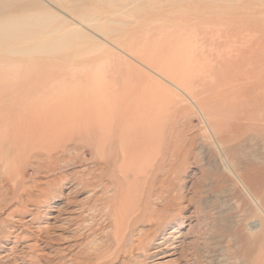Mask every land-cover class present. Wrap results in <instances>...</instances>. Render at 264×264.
<instances>
[{"label": "rangeland", "instance_id": "rangeland-1", "mask_svg": "<svg viewBox=\"0 0 264 264\" xmlns=\"http://www.w3.org/2000/svg\"><path fill=\"white\" fill-rule=\"evenodd\" d=\"M118 96L160 121L126 178L93 117ZM41 106L58 111L40 136L61 124L85 142L55 174L30 159L14 192L3 174ZM0 121V264H81L92 247L90 264H264V0H0Z\"/></svg>", "mask_w": 264, "mask_h": 264}, {"label": "bare ground", "instance_id": "bare-ground-1", "mask_svg": "<svg viewBox=\"0 0 264 264\" xmlns=\"http://www.w3.org/2000/svg\"><path fill=\"white\" fill-rule=\"evenodd\" d=\"M12 3H14V2H11V4ZM29 4H30V2H29ZM31 4L33 5L32 1H31ZM6 6H7V4H6ZM9 6H11V5H9ZM22 7H20V8H22ZM19 9H18V11H19ZM14 12H16V11H14ZM51 27H52V25H51ZM57 57H59V56H57ZM178 89L183 92L182 89H180V88H178ZM107 92H108V90L107 91L102 90L100 95L105 96V95H107ZM184 94H186V93H184ZM186 95L195 104V101H193V99L188 94H186ZM131 96L134 99L135 97H139L140 94L137 96H135V95H131ZM104 98H106V97H104ZM147 108H153V105L147 104V103L145 104L142 102H137V101H134L132 99L131 100H129V99L125 100L123 98V96L116 97V99L112 100V102H109L106 99H100V98L96 99V106H95L94 111H93V113H94L93 117L95 118L94 123L97 125V128L100 130H104L105 128L108 127V128H110V130H112L114 132L113 134H110V135L113 136L112 138L115 140V143H117L119 146V150L118 149H115V150H116V152L122 153L123 159L125 161L124 164L120 168V171H121L120 173L122 174V178L127 177L130 164L135 163L136 161L138 162L142 158H144L143 160H145V161H149L150 156L154 150L153 146H154L155 142L156 141L158 142L159 140H161V136H159L157 134L158 127L160 125V121L157 119V117L156 118H150L149 117L150 115L148 114L149 112H148ZM52 111L56 112L58 110L55 107L52 108V107H47V106H41V107L36 108L35 112L33 113V116L32 115H29V116L33 119L40 120L41 124L35 125L36 120H33V121L28 120L29 125L27 124L28 125V129L26 130L27 132H24L22 130L19 131V133L22 134V136L24 137L25 148L22 151H19V153L16 155V157H17L16 163L13 162L14 163L13 166H10V164H9L7 166L6 171L3 174L4 177L6 176L7 179L12 181V183L14 185L13 186L14 192H17L16 190H18V189L26 191L25 185L23 183L24 182V169H25V166L28 165V161L30 159H33V158L37 159L40 157L42 158V160L39 161L38 166L32 167L34 174H38V173H42V172L46 173V174H55L57 172V170L60 169L61 159H63L62 162L66 160L65 162L67 164H68V162H71V160L69 158L68 159L66 158V156H67L66 153L68 151V149H67L68 145L74 144L73 150L75 151V155L73 156V158L74 159L79 158V154H78V151H80L79 145L81 146L85 142V141L83 142V139H81L79 137V135L77 137V136H75V134L69 133L68 135L66 134L67 135L66 136L64 134V131H63L64 127L61 124L55 125L54 122H53L54 125L50 126L51 128L48 127L49 131L47 132V134L40 136L41 133L37 132V131H41V129H43L44 123L46 124L47 121L49 120V118L51 119V116H53L51 114ZM145 115H148L149 119H151V120L148 119V121L147 120L145 121V117H146ZM64 120H65V118H64ZM64 120H63V116L61 115L60 121L63 122ZM35 127H37L38 129H36ZM34 129L37 131H35ZM98 132H97V134H98ZM19 133L17 135H19ZM210 133L212 134L211 137H213L215 140L214 142L216 143V145H218L217 139H216L214 133H212V131L210 129H209V132L206 131L207 137L210 138V136H208ZM106 137H107V139L105 140V137L103 134L102 139L104 141L100 140L98 143V147H100L102 145L101 149L98 150L100 152L102 151V148L105 145V143L110 142L108 134L106 135ZM110 138H111V136H110ZM145 138L147 139V147L148 148L146 149L147 151H146L145 156L141 157V155H139V153H137L136 150H134L133 148H134V146L138 145V143L143 141V139H145ZM10 140H12V139H10ZM13 140H14L13 142L20 141L19 138L16 136L13 138ZM92 143L96 144L97 142H95V143L92 142ZM117 144L115 146H117ZM7 145H5V146H7ZM193 145H194V141H192L191 144H189V147L193 148ZM129 147H132V149L131 148L129 149ZM111 151H113V150H111ZM72 162H74V161H72ZM109 162H111L110 159H109ZM0 165H1V161H0ZM103 177H105V175H103V174L101 176H99L100 180L98 182H100L101 185L103 184V182H102ZM81 181H83V180H81ZM83 184H85L89 187L94 185L93 183L87 182V181L84 182ZM99 187H100V185H99ZM103 189H104V191H107L109 189V187L104 186ZM115 190H116V195L111 197V198H113V200H116L118 198V195L120 194V189L118 187H116ZM1 196H4V194L0 193V198H1ZM96 196L97 195L94 193V197H96ZM110 199H108V201H107V199H103L102 205H105V201L109 202ZM132 219H133V217H132ZM115 227H116V232L114 234V238H115V242L118 243V247L120 249V247L123 245V243L127 239L128 235L125 232V230L126 231L129 230V226L127 224L126 227L123 229L119 224L116 223ZM108 248L112 249V246L110 245ZM91 249H92V251H90V253L87 254V257H85V259L81 258V255H79V254L73 255L71 257V259H73L75 261V260H80V258H81V260L84 259L81 264H90L91 262L93 263L95 261L99 262L104 258V256H105L104 250H102V251L98 250V247H92ZM65 250H66L65 248L62 249L61 252H59L57 255L62 254L63 258H65L66 257L64 254ZM62 256H60V257H62ZM36 260L37 259H33V260L31 259V262L33 263Z\"/></svg>", "mask_w": 264, "mask_h": 264}]
</instances>
